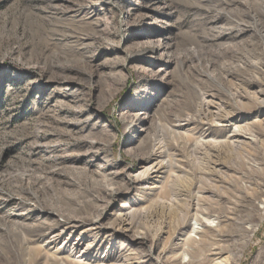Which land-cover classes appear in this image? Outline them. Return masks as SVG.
<instances>
[{
  "label": "rangeland",
  "instance_id": "374dc122",
  "mask_svg": "<svg viewBox=\"0 0 264 264\" xmlns=\"http://www.w3.org/2000/svg\"><path fill=\"white\" fill-rule=\"evenodd\" d=\"M257 27L264 0H0V264H39L49 227L99 214L108 187L124 189L143 165L139 149L157 138L177 154L180 192L217 227L195 258L219 244L233 264H264V112L251 109L264 96ZM215 103L221 113L246 109L238 116L249 139L220 141L222 131L199 141ZM174 116L188 118L185 134L173 132ZM238 116L229 123H243ZM140 194L123 192L101 221ZM188 204L182 195L157 219L133 212L145 240L117 235L110 250L123 243L136 264H156L167 240L155 239L158 229L185 219ZM174 254L161 262L177 264Z\"/></svg>",
  "mask_w": 264,
  "mask_h": 264
},
{
  "label": "bare ground",
  "instance_id": "6f19581e",
  "mask_svg": "<svg viewBox=\"0 0 264 264\" xmlns=\"http://www.w3.org/2000/svg\"><path fill=\"white\" fill-rule=\"evenodd\" d=\"M256 31L259 37L258 41L261 42L264 53V31L258 27ZM204 102L208 103L209 101L204 100ZM254 102L255 104H253V108L251 109L253 111H258L259 114H262L264 112V96L255 99ZM245 110L238 108L237 110H233L231 112L221 113V109L215 103V105L212 106V109H210V117H206L203 120L204 128L202 127V131L199 134V141L202 143L213 141V138L209 137L214 136V134L217 135V133L222 131L228 132V134L220 141L226 142V140H228L231 143H235L240 142L241 137L249 139L251 134L248 132V135L246 133L243 134L242 127L247 123L243 120L244 118H242V115L246 113L244 112ZM141 114L142 112H132L130 117L132 121L136 120L140 122ZM239 114H242L241 117H239ZM236 116L239 117L238 122L243 123H234V125L231 123L233 125L231 126L229 122ZM252 121L256 120L254 119ZM261 122L264 124V118L261 119ZM172 123V126L175 127V129H172L173 132L177 134H185L182 130L184 129L187 131L190 122L188 118L180 119L174 116ZM262 135L264 136V128H262L261 136ZM157 139L158 140H153L150 146H141L139 149V159L141 160L140 163L143 165L139 166L136 172L130 174V177L126 178L124 189H121L120 187L115 188L113 186L108 187V198L102 204L101 212L99 214L92 217L88 216L86 218H67L62 222L58 220L49 227V232L46 235L47 239L43 242V245H45V251L42 256L39 257L40 259L37 263L136 264L139 260L137 261V259L133 258L132 255L134 253H131V250L127 245L122 243L116 250H110L114 245L115 236L126 235L130 240L136 242L144 241L146 237L143 232H134L133 230V212L142 210L144 216L150 214L152 217L157 219L159 208L161 206L169 208L174 202L179 201L180 197L183 195L189 197L188 208L191 210L185 214V219L177 220L173 228L166 226L167 229L165 231H162L160 228L158 229L160 232L157 236H155V239L160 240L161 237H164L161 233H166L164 238L167 240L162 248V254L158 251V257L154 258L155 263L163 264L161 262L163 255L167 254L169 251H175L176 254H174V259L177 264H233V258L231 256L225 260L226 256H223L225 251L219 246V244L211 245L208 250H203L199 259L195 258L194 254L197 251H200V247L202 248V245L205 244L204 242L206 240L216 238L214 231L216 230L215 232H217V227H214L213 224H211V215L198 210V203L194 201V199H191L190 195L180 192L177 184V179L180 177V171L173 169V167L178 169L181 167L180 163H178L179 160L176 157L177 154L169 150L165 144L159 140V138ZM131 188H137L138 191H140L141 194L139 195V200L136 202H134V200L132 202H122L120 209L114 213L115 221L103 223L101 221L102 214L107 212L111 204L116 201L123 192H126ZM155 205H159L158 208L149 212V209ZM226 218L222 222H225ZM165 223L167 222L163 221L162 224ZM85 224L89 225V227L79 232L75 238H71L74 239L72 246L80 248L78 251L79 253L77 254L79 258L74 259L72 257L73 251H69L67 253L69 249V242L71 240L69 237L72 230L77 231ZM59 227H63V229L59 230ZM70 229L71 231L68 234L69 237L67 236L66 238L67 240H65L62 245H57V243L62 239L63 234ZM164 238H162V240ZM156 242L157 241L155 240L152 244H155ZM103 243H109V245H107V249H105V254L99 256V251L101 250ZM72 248L73 247H71L70 250H72ZM149 249L150 252H152L153 248L150 247ZM112 259L113 261H111ZM259 259L260 256H257L254 264H258L257 261Z\"/></svg>",
  "mask_w": 264,
  "mask_h": 264
}]
</instances>
